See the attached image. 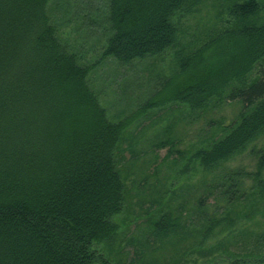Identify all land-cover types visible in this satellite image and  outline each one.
<instances>
[{
	"label": "trees",
	"instance_id": "1",
	"mask_svg": "<svg viewBox=\"0 0 264 264\" xmlns=\"http://www.w3.org/2000/svg\"><path fill=\"white\" fill-rule=\"evenodd\" d=\"M104 1L101 16L85 12L81 19L100 28L101 60L118 65L179 46L173 18L201 2ZM50 2L0 0V264H108L100 246L117 232L113 217L126 190L117 167L119 142L137 113L170 104H181L191 118L226 102L240 105L222 135L191 156L204 172L215 173L212 181L204 179L205 196L217 192L211 213L199 199L196 209L205 222L198 242L215 238L221 246L241 213L264 206V139L256 146L264 135L259 1L232 4L222 29L196 46H180L160 89L116 121L89 83L94 65L82 64L59 38ZM246 151L250 170L226 167ZM157 224L162 232L170 228ZM183 255L178 264L187 261Z\"/></svg>",
	"mask_w": 264,
	"mask_h": 264
},
{
	"label": "rangeland",
	"instance_id": "2",
	"mask_svg": "<svg viewBox=\"0 0 264 264\" xmlns=\"http://www.w3.org/2000/svg\"><path fill=\"white\" fill-rule=\"evenodd\" d=\"M241 1L201 0L193 12L173 18L179 46L129 65L101 60L100 28L81 19L85 12L101 16L104 0H51L49 11L59 38L80 54L82 64L94 65L89 83L99 93L110 120L116 121L136 113L160 89L175 69L174 52L180 46H196L199 39L218 32L228 18V7ZM258 1L263 21L264 0ZM239 108L236 102H226L191 118L184 106L170 104L134 116L116 152L126 190L122 210L113 217L117 232L100 246L108 264H178L181 254L187 261L180 264H264V206L251 214L241 213L237 230L221 246H216L215 238L198 242L200 224L205 222L196 209L199 199L208 203L211 213L217 192L208 191L205 196L204 179L210 181L215 173L204 172L191 156L198 147L220 137ZM263 139L260 136L256 146ZM226 167L250 170L248 151L228 161ZM162 221L170 227L165 232L157 224ZM210 247L211 253H201Z\"/></svg>",
	"mask_w": 264,
	"mask_h": 264
}]
</instances>
